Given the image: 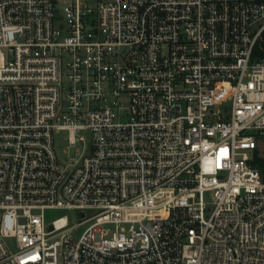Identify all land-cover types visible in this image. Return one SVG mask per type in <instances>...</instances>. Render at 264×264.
I'll use <instances>...</instances> for the list:
<instances>
[{"label":"built area","instance_id":"1","mask_svg":"<svg viewBox=\"0 0 264 264\" xmlns=\"http://www.w3.org/2000/svg\"><path fill=\"white\" fill-rule=\"evenodd\" d=\"M0 264H264V0H0Z\"/></svg>","mask_w":264,"mask_h":264},{"label":"rangeland","instance_id":"2","mask_svg":"<svg viewBox=\"0 0 264 264\" xmlns=\"http://www.w3.org/2000/svg\"><path fill=\"white\" fill-rule=\"evenodd\" d=\"M258 51H263L262 45L257 46ZM81 136H84V140L80 139ZM75 138L77 139L76 144L72 145V143L69 140V132L63 131L59 134V140H58V148H59V154L62 159L66 161H71L79 156L77 154V150L80 152L83 150V147L87 143V145L90 144L89 140V134L85 131H80L75 133ZM208 200H211V196H207ZM80 210L71 211L69 209L64 208H53V209H47L46 210V219L48 221H52L53 219H56L58 217H61L63 215H68L71 219L74 217V213L80 214ZM87 215L92 213V210L88 209L85 211ZM8 244L11 245L13 249H16V245L14 241H8Z\"/></svg>","mask_w":264,"mask_h":264},{"label":"water","instance_id":"3","mask_svg":"<svg viewBox=\"0 0 264 264\" xmlns=\"http://www.w3.org/2000/svg\"><path fill=\"white\" fill-rule=\"evenodd\" d=\"M48 228L51 230V229H53V226L52 225H49Z\"/></svg>","mask_w":264,"mask_h":264}]
</instances>
